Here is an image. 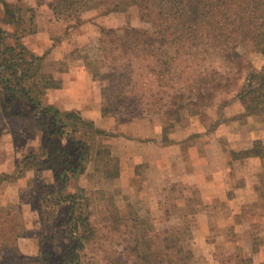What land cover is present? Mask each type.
I'll return each mask as SVG.
<instances>
[{
    "label": "trees",
    "instance_id": "obj_1",
    "mask_svg": "<svg viewBox=\"0 0 264 264\" xmlns=\"http://www.w3.org/2000/svg\"><path fill=\"white\" fill-rule=\"evenodd\" d=\"M2 4L14 30L9 35L0 26V89L11 96L4 102L0 91V113L11 107L12 99L19 97L30 108L29 114L16 112L12 117L33 116L32 131L41 132L42 139L38 148L16 161L14 174L0 172V184L17 179L31 169H49L57 180L66 182L70 174L79 175L85 169L91 148L86 138L94 139L105 133L78 111L61 112L43 101L46 92L60 87V82L53 72L44 69L48 53L36 54L20 41L35 31V12L32 8ZM133 7L148 28L100 27L97 43L103 56L104 72L91 68V74L95 79L106 81L101 89L102 115L133 117L151 112L169 121L177 113L175 109L186 106L184 100L189 98L185 93L195 89L189 80L193 74L189 69L192 60L218 57L236 67L239 74L241 69L249 66L244 54L239 53V46L248 43L254 51L264 55V0H51L49 3L55 19L62 21L67 29L78 26L82 14L90 9L99 8L108 14L126 12ZM9 37L15 44L8 42ZM200 75L211 78L204 83L198 81L196 87L201 99H208L207 104L216 92L229 88L230 78H224L226 74L220 70L211 68ZM216 76L220 77L216 79ZM198 78L200 80V76ZM184 80L185 85H178ZM203 93L205 95H201ZM235 97L244 105L245 114L259 110L264 104V74L260 71L250 73ZM167 125L162 128L163 143L169 142L166 131L170 124ZM67 127L70 130L65 133ZM60 134L69 137L68 144L73 147V152L60 145ZM63 154L69 159L60 160ZM231 155L234 159L259 160L260 192L264 187V141L256 139L251 146ZM96 158V169L104 177L118 174L108 149L97 148ZM44 188V185L40 186L39 192ZM77 198L82 196L68 194L60 199L71 202L68 231L75 242L74 250L89 246L93 253L87 260H82L78 254L64 255L58 264H192V252L185 245V239L191 238V231L184 222L155 232L135 213L124 218L116 209L106 207L105 213H101L103 225L100 229L88 215L74 214ZM6 221H0V230L4 229ZM98 230L102 232L97 237ZM110 232L118 235L115 241L110 242ZM22 235L23 228L20 227L14 238ZM151 235L155 238L154 243ZM96 249H101L102 255L95 254ZM10 253L16 260L29 259L22 256L16 246H11ZM45 253L41 264L50 261Z\"/></svg>",
    "mask_w": 264,
    "mask_h": 264
},
{
    "label": "rangeland",
    "instance_id": "obj_2",
    "mask_svg": "<svg viewBox=\"0 0 264 264\" xmlns=\"http://www.w3.org/2000/svg\"><path fill=\"white\" fill-rule=\"evenodd\" d=\"M15 5L23 9L26 6L25 3ZM4 17L0 15V24L3 23ZM128 26L149 27L140 20L138 10L134 7L118 13L105 14L99 8L84 12L82 22L72 28L69 35L53 40L54 45L64 42L46 51L48 55L44 69L54 72L57 69H66L70 61L80 60L90 73L91 68L104 72L103 56L97 43L100 27L123 29ZM238 51L244 54L249 63V66L241 69L239 74L236 72V67L214 56L207 59L196 58L190 62L189 69L193 74L189 80L192 81L195 89L185 93L189 98L184 100L186 106L181 110L175 109L177 113L171 116L169 121L151 112L132 118L144 125L146 133H153L160 127L170 124L166 131L169 141L173 138L183 139L186 136L194 139L195 143L191 144L193 147L191 151L187 150L186 156L192 162L201 157V148L204 145L202 141L207 138L219 139L221 145L225 146L228 156H231L232 152L247 148L253 136L264 141V104H261L259 110L254 113L245 114L244 105L235 97L250 73L260 71L264 74V55L254 51L248 43L239 46ZM211 68L224 72L226 74L224 78L228 77L230 80L229 88L216 92L207 104L208 99L202 100L196 87L198 81L203 83L207 80L211 81V78L200 75ZM199 76L200 80H198ZM218 77L220 76L215 78ZM97 80L102 81L103 86L106 84L102 79ZM185 83L184 80L178 85ZM0 91L4 102L11 99L10 95L5 94L1 89ZM187 100L196 102V106L194 103L189 104ZM12 101L11 107L3 114L0 113V172L11 169L23 154L28 153V148L31 146L32 149L38 148L40 132L35 136L32 133L33 116L12 117L16 112L29 114L30 108L23 104L19 97ZM69 130L70 128L67 127L65 133ZM59 139L61 146L73 152L66 134H60ZM86 139L91 144L93 154L95 142L91 138ZM210 155L215 156L213 152ZM64 158H68L67 155L63 154L60 160ZM204 158L205 163L207 159ZM238 166L237 171L248 178L252 177V182L255 181L252 183L253 186L259 183L261 169L258 159ZM191 171L195 173L201 170L191 169ZM231 173L232 176L234 172ZM146 179H138L135 182L127 178L123 181H110L102 178L98 172L80 178L79 175L70 174L69 179L62 182L55 178L54 173H46L43 169H31L17 179L3 181L0 184V221H7L3 224L4 229L0 230V264H41L43 252H46L45 255L50 259L48 264H58L64 255L78 254L82 260H87L91 256L93 251L89 246L84 250H74L75 242L67 227L71 202L60 200L68 194L82 196L74 202V214L88 215L91 222L100 229L103 225L100 221L101 213H105L106 207L116 209L124 218H129L131 212L135 213L155 232L184 222L191 231V238L185 239V245L192 252V264H250V253L264 247V236H260L264 233L263 186L259 194L255 195L256 198L253 195H241L243 203L241 212L237 217L228 219L231 216L227 202L229 195H226V198L223 195L210 196L195 188L194 194L185 198L184 187L180 183L164 187L154 193L157 189L156 185L154 182L145 185L143 182ZM152 180L157 182L156 177ZM234 182H237V179ZM43 185L45 188L40 193L38 188ZM207 205L213 206L214 209L204 211ZM219 208L226 210L220 212ZM221 214L227 215V219L221 217ZM19 226L23 228V235L15 239L14 234L19 231ZM10 229L14 231L11 232ZM235 229L239 230V233H235ZM101 232L98 230L97 237L101 236ZM105 235L108 236L103 234ZM108 237L112 242L118 238V235L110 232ZM151 239L154 243L155 238L152 235ZM11 246H16V250L29 259L16 260L10 253ZM100 250L96 249L95 254L102 255Z\"/></svg>",
    "mask_w": 264,
    "mask_h": 264
},
{
    "label": "crops",
    "instance_id": "obj_3",
    "mask_svg": "<svg viewBox=\"0 0 264 264\" xmlns=\"http://www.w3.org/2000/svg\"><path fill=\"white\" fill-rule=\"evenodd\" d=\"M2 2L11 5L25 3V8L34 10L36 29L33 33L23 36L20 41L28 50L36 54L41 55L49 49L58 47V44H63L64 41H61L54 45L53 40L60 36H67L71 31V29L66 28L62 21L55 19L49 8L51 0H2L0 2V15L5 16V7ZM0 26L9 35L14 30V24L12 20L8 21L7 16L4 17ZM8 41L15 44L13 38L9 37ZM53 75L60 82V87L49 89L43 101L57 107L61 112L78 111L84 118L91 120L97 129L105 133L93 139L95 151L92 154L90 148L85 169L83 173L79 174V178L89 173L100 172L102 178L110 181H123L127 178L135 182L138 179L147 178L143 183L145 185L150 183L149 185H151L154 182L157 188L154 193L164 187L180 183L184 187L183 195L185 198L192 196L195 188L197 191L210 196L223 195L226 198V195H229L227 202L231 216L228 219L237 217L241 212L243 205L241 195L255 196L259 194L258 183L253 186L252 183L255 181L252 182V177L248 178L237 171L238 165L256 161V158L234 159L231 154L228 156L224 149L225 146L221 145L219 139L207 138L203 140L201 137L204 144L201 148L202 155L193 162L189 161L186 157L187 150L191 151L193 147L191 144L195 143L194 139L186 136L183 139L173 138V140L163 143L161 138L162 127L153 133H146L144 125L130 116L102 115L103 96L101 89L103 82L95 79L80 60L70 61L66 69H57ZM32 133L35 136L38 132ZM38 135V144L35 143L39 146L42 133L40 132ZM256 139H258L257 136L251 137L247 147L251 146ZM32 148L33 146L28 148V152L34 150ZM97 148L108 149L110 156L118 164V174L115 177H104L103 173L96 169ZM211 152L215 156L210 155ZM204 157L207 159L205 163ZM191 169L201 171L192 173L193 170L191 171ZM2 171L12 174L15 171V164L11 169ZM43 171L53 173L49 169H43ZM232 171L234 174L231 176ZM155 177L157 182L152 180ZM235 179L237 182H234ZM213 209V206L207 205L203 210L210 211ZM218 210L222 212L226 209L219 208ZM221 217L227 219V215L221 214ZM235 233H239V230L235 229ZM262 235L264 236V233L260 234V236ZM250 257V264H264V247L250 253Z\"/></svg>",
    "mask_w": 264,
    "mask_h": 264
}]
</instances>
